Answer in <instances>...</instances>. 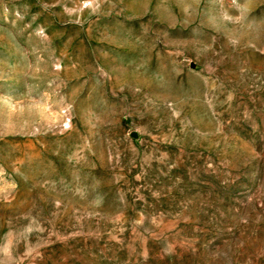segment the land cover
<instances>
[{
  "label": "rangeland",
  "instance_id": "374dc122",
  "mask_svg": "<svg viewBox=\"0 0 264 264\" xmlns=\"http://www.w3.org/2000/svg\"><path fill=\"white\" fill-rule=\"evenodd\" d=\"M0 264H264V0H0Z\"/></svg>",
  "mask_w": 264,
  "mask_h": 264
}]
</instances>
